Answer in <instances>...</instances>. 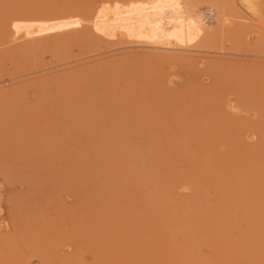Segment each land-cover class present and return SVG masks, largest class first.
Here are the masks:
<instances>
[{"label": "rangeland", "instance_id": "rangeland-1", "mask_svg": "<svg viewBox=\"0 0 264 264\" xmlns=\"http://www.w3.org/2000/svg\"><path fill=\"white\" fill-rule=\"evenodd\" d=\"M106 1L0 0V264H264V0L171 51Z\"/></svg>", "mask_w": 264, "mask_h": 264}, {"label": "bare ground", "instance_id": "bare-ground-1", "mask_svg": "<svg viewBox=\"0 0 264 264\" xmlns=\"http://www.w3.org/2000/svg\"><path fill=\"white\" fill-rule=\"evenodd\" d=\"M252 1L254 2L255 0ZM219 3L220 0L219 2L217 0H208L206 3L207 9L201 12V9H198L200 7L199 4V7H195V3H190L187 0H108L98 5L93 16L94 27L104 34L105 32L109 33V36L112 34L113 37L115 35H120V37L124 35L130 36L137 44L150 45V49L155 46V48H167L166 50L169 49L170 51L173 48L189 50L197 46H195L196 40L200 41V36L205 33L209 35L212 33H209L207 24L213 20V17L218 20V17L221 16L220 6L223 4ZM220 19L213 21L222 22L223 20L221 19V21ZM219 36L220 34H218ZM204 39L206 40V37ZM197 44L199 46L198 42ZM157 51H159V48ZM172 56L174 57V54Z\"/></svg>", "mask_w": 264, "mask_h": 264}]
</instances>
